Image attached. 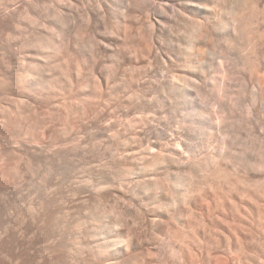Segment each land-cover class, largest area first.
Returning <instances> with one entry per match:
<instances>
[{"label":"bare ground","instance_id":"bare-ground-1","mask_svg":"<svg viewBox=\"0 0 264 264\" xmlns=\"http://www.w3.org/2000/svg\"><path fill=\"white\" fill-rule=\"evenodd\" d=\"M241 110L264 129V0H0V218L40 161L120 153L131 202L62 234L55 214L37 236L7 220L0 264H264V150L234 147Z\"/></svg>","mask_w":264,"mask_h":264},{"label":"rangeland","instance_id":"rangeland-1","mask_svg":"<svg viewBox=\"0 0 264 264\" xmlns=\"http://www.w3.org/2000/svg\"><path fill=\"white\" fill-rule=\"evenodd\" d=\"M244 111L245 110H241L242 115H243ZM242 115H241V119L242 120L244 119L243 124H245V126H243V124H242V127L241 126L239 127V129H240L239 132L242 131L244 136L241 135V132H240L239 140H241V142H239V140H237L235 145H234V147L237 148V149H241V148H244L246 145H249V146H256L258 148L261 147V149L264 150V131H263L264 129L262 127L258 126V125H256L257 126L256 127L255 126L256 123H254V121L251 122V120H253V119H252V117L248 118L250 116L249 113H248V110H247V112H244V117L243 118H242ZM160 116L162 117L163 115H160ZM160 116H158V120L160 118V120H162L164 122L170 121L169 118H167V117L165 118L164 117L165 114H164V116L162 118ZM156 118H157V115H156ZM247 119H248L249 122L247 121ZM250 122H251V124H250ZM175 126L177 127V125H175ZM176 127H175V129H177ZM24 129L25 128H22L23 131H24ZM83 132H85V131H83ZM83 132L81 133V136L82 137H87L86 132H85V134ZM249 140H251V142H249ZM47 142L49 144V142H51V140H48ZM56 142H58V141L52 140V142L49 145L52 146V144H53L55 147L53 146L51 148H56V146L58 147L59 144L56 143ZM237 142H239V144H237ZM243 142H245L246 145L243 144ZM213 147H214V145H212L210 149L212 150ZM155 149L153 148V149H151V151L153 153L157 152V148H155ZM252 153H253V155H255L257 153V151H255V150L253 151L252 150ZM112 155L113 154H107L105 156H110V157H105V159H104V157H102V158H99L100 160L99 159H94L95 161L94 160H88V161L86 160L87 163H86V161H82V159L78 160L80 158H78V159L77 158H74V159L72 158L71 159L72 161H70V163L72 162L71 164L70 163L68 164L67 162L65 163L64 160H59V162L57 164L58 166L57 167H53V170L55 172L52 170L51 174L50 173L48 174L47 171H45L47 169L46 167L48 166V164L45 161H40L39 163H37V165H35L36 169L33 170V172L29 171L30 174H29V172H27V173H25V175L23 174V176H21L18 179V181L7 185L8 190H12L13 187L14 188L16 187L17 190L15 191L16 193L14 195H9L8 193L7 194H3L4 197L2 198V205H4L5 208H3V209L6 210V211H4V214H5L4 215V219L0 218V233L4 232V229H5L4 227H6L5 225H7L6 222L8 223L9 221H11V223L9 222L10 225L18 227L19 225H21V221L23 222V220H25V222L26 221L29 222L28 225L31 226L30 228L33 229V230L31 229L32 231L29 230L30 234H32V235L36 234V236H37V235H40L42 233L41 231L43 229L45 230V228L49 226L50 222L52 221L53 214H55L56 216L58 215V218H59L60 216H64V213H65V215H66L65 216V220L62 217L59 218L60 220L58 218L56 219V223L58 222V225H56V226L59 227L60 232H61L60 234H62V232L64 230L66 231V229H68L66 227L67 226L69 227L70 226L69 224H71L75 220H77V219L78 220H82V219H85L87 217L91 218L90 216H95L96 217L99 214L98 212L101 211V209H103L104 207L108 208L111 205H115L116 207H118L119 209L122 210V208L126 209L127 207L131 206V202L129 201V196H128L127 193H125V190L127 189L126 187L128 185L127 184L128 181L127 180H123L120 177L121 174H119L120 172H118V171L122 170L121 167L120 166L118 168L114 167L115 164L117 163L116 162L117 159L120 158V153H119V156H114L113 160H114L115 163L111 162L112 166L110 165L111 166L110 167L109 166V164H110L109 162L112 160L111 159L113 157ZM102 159H103V161H102ZM115 159H116V161H115ZM91 161H94V162H92L93 164H91ZM102 162L103 163L105 162V163L103 164ZM140 162H142V161L138 160V163H140ZM107 167H109V169L111 168V170H112V167L114 169H113L112 172H108L109 169ZM106 168H107V170H105ZM94 169H96V171ZM117 169H118V171H117ZM137 170L138 169H136V174H133L132 177H134V178H132V179H138L137 178V174H138L139 178H141L142 176L143 177L144 176L145 177H153L154 176L153 174H152L153 176H151L150 173H149L150 176H148L149 174L148 175H142V173L139 176L140 171H138V173H137ZM104 172H105V175H104ZM109 173H111L110 174L111 177L109 176ZM121 173H122V171H121ZM117 174H118V176H117ZM96 175H98V176H96ZM102 176L103 177L105 176V177L103 178ZM112 176H113V178H112ZM106 179H108V180H106ZM102 181H104V182H102ZM75 183L76 184L80 183L82 185V188H83L82 190L80 189V192H79L80 195L77 193L78 196L76 195V193H74V189H73L74 188L73 186L76 185ZM123 183H124V186H123ZM97 186H103L104 188H102V190L99 192V191L96 190ZM71 187H73V188H71ZM67 190H68V192H67ZM64 191L67 192V194H68L67 196H65L66 193H64ZM92 192H93L94 196L92 195ZM61 193H63V194H61ZM81 193H83V194H81ZM101 193H102V195H100ZM104 195H107V196L105 197ZM117 195H118V197H117ZM98 196H100V197H98ZM102 196H104L103 197L104 199H102ZM61 198H63V199H61ZM84 198H85V200H84ZM86 198H87V200H86ZM100 198L102 200H100ZM48 200L51 201V204H53L54 206L50 205V206H48L49 208H46L47 206H46L45 203ZM42 204H43V206H42ZM126 204H129V206L126 205ZM63 207H65L66 209L63 208ZM63 209H64V211H63ZM51 210H53V212ZM68 211H70V212H68ZM151 212L152 211H150V213H148L149 214V218L151 217L150 220H152V218H153V220L156 221L157 220V215H154L155 213L154 212L151 213ZM41 213H43L44 215L41 214ZM51 214H52V216H51ZM38 215H40V216H38ZM41 215H42V217H41ZM49 215L51 216V218H49L50 217ZM45 216H46V218H45ZM67 216H69V217H67ZM113 217L115 219V216H113ZM21 218H22V220H21ZM62 219L64 220V222H63ZM107 219L108 220L110 219L109 221H113L114 220L112 218V216L108 217ZM133 219H135V220L137 219L138 220L137 217L133 218ZM7 220H9V221H7ZM16 221L18 223H20V224H17ZM131 221L133 223L134 220L131 219ZM32 222L35 223V225ZM32 225H34V226L32 227ZM60 225H61V227L64 226L63 230H62V228H60ZM41 226H43V227H41ZM85 227L88 228V226H85ZM37 228H38V230H36ZM82 230L83 229H81L80 231H82ZM72 232H73V230L69 231L70 237H71V234H74V232L73 233ZM77 233H79V232H77ZM77 233H75L74 235L76 236ZM57 237L59 238V236H57ZM72 237L74 238L73 235H72ZM90 240L91 239H89V242H90ZM87 241H85V242H87ZM43 242L45 243V245H44ZM36 243H37L36 244L37 248H39V250L43 249L42 251H44L45 247L48 246L47 244L49 242L47 240L43 241V239H41L40 242L38 241ZM88 243H86V244H88ZM41 245H42V247H41ZM87 250H88V248L85 250V253L78 255V259L81 262H83V264H87V263L88 264H92L91 263L92 261L88 259L89 256L88 255H84V254L88 253ZM84 261H86V262H84Z\"/></svg>","mask_w":264,"mask_h":264}]
</instances>
